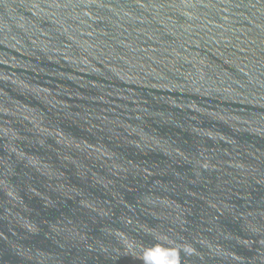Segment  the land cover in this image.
<instances>
[{
  "label": "water",
  "instance_id": "obj_1",
  "mask_svg": "<svg viewBox=\"0 0 264 264\" xmlns=\"http://www.w3.org/2000/svg\"><path fill=\"white\" fill-rule=\"evenodd\" d=\"M0 264H264V0H0Z\"/></svg>",
  "mask_w": 264,
  "mask_h": 264
}]
</instances>
